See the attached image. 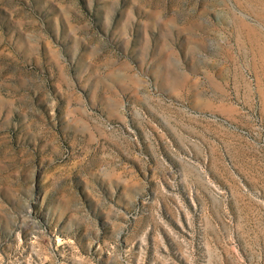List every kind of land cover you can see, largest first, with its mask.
Instances as JSON below:
<instances>
[{"label": "rangeland", "instance_id": "1", "mask_svg": "<svg viewBox=\"0 0 264 264\" xmlns=\"http://www.w3.org/2000/svg\"><path fill=\"white\" fill-rule=\"evenodd\" d=\"M0 264H264V0H0Z\"/></svg>", "mask_w": 264, "mask_h": 264}]
</instances>
